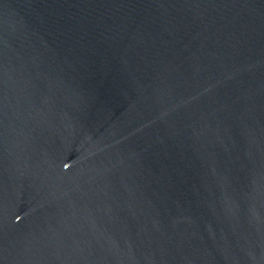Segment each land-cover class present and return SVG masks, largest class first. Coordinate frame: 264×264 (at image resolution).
<instances>
[{
  "label": "water",
  "instance_id": "water-1",
  "mask_svg": "<svg viewBox=\"0 0 264 264\" xmlns=\"http://www.w3.org/2000/svg\"><path fill=\"white\" fill-rule=\"evenodd\" d=\"M0 264H264V0H0Z\"/></svg>",
  "mask_w": 264,
  "mask_h": 264
}]
</instances>
